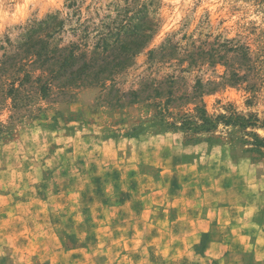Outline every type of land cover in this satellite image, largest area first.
<instances>
[{"label":"rangeland","instance_id":"374dc122","mask_svg":"<svg viewBox=\"0 0 264 264\" xmlns=\"http://www.w3.org/2000/svg\"><path fill=\"white\" fill-rule=\"evenodd\" d=\"M52 16L64 45L146 23L118 81L163 94L0 73V264H264V0H0V67Z\"/></svg>","mask_w":264,"mask_h":264},{"label":"trees","instance_id":"16d2710c","mask_svg":"<svg viewBox=\"0 0 264 264\" xmlns=\"http://www.w3.org/2000/svg\"><path fill=\"white\" fill-rule=\"evenodd\" d=\"M60 25L56 16H52L39 24L41 31H29L20 64H16L13 57L8 65L0 67L1 76L9 71L7 75L12 77L22 71L20 85L31 81L44 98L53 90L66 97L84 87L100 88L107 104L120 107L162 96V87L154 86L151 80L142 76H139L137 87L129 91L122 90L118 81L122 74L126 75L136 66L138 58L155 38V31L143 29L146 23L140 21L135 26L125 25L118 32H101L93 38L86 34L82 39L84 44L71 42L68 45L62 44ZM165 50L164 46L149 50V60L154 61ZM165 55L160 56L165 58L172 54ZM197 86L203 87L199 81ZM256 142L257 148L264 146V141Z\"/></svg>","mask_w":264,"mask_h":264}]
</instances>
